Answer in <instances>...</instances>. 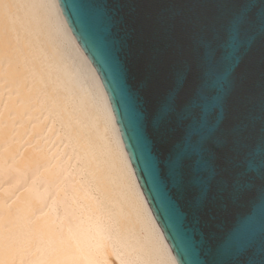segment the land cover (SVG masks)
<instances>
[{"label":"bare ground","instance_id":"obj_1","mask_svg":"<svg viewBox=\"0 0 264 264\" xmlns=\"http://www.w3.org/2000/svg\"><path fill=\"white\" fill-rule=\"evenodd\" d=\"M0 264H180L56 0H0Z\"/></svg>","mask_w":264,"mask_h":264},{"label":"water","instance_id":"obj_2","mask_svg":"<svg viewBox=\"0 0 264 264\" xmlns=\"http://www.w3.org/2000/svg\"><path fill=\"white\" fill-rule=\"evenodd\" d=\"M56 1L104 88L141 188L178 262L204 261L207 248L219 247L227 237H252L259 250L264 238V0ZM84 4L109 20L107 40L120 64L118 76L107 50L86 42L74 24ZM241 7L250 13L251 22L243 45L230 50L217 69L214 95L222 97L223 104L208 118L209 129L215 130L209 150L216 168L208 198H179L171 184L162 196L167 181L162 176L161 184H155L145 166L128 97L145 98L147 110L154 111L170 90L178 88L179 79L183 95L201 74L202 42L222 31L230 14ZM144 108L137 103L138 110ZM142 131L152 155L162 158L167 148L155 140L150 120L143 122ZM177 230L191 237L198 257L177 253Z\"/></svg>","mask_w":264,"mask_h":264},{"label":"snow or ice","instance_id":"obj_3","mask_svg":"<svg viewBox=\"0 0 264 264\" xmlns=\"http://www.w3.org/2000/svg\"><path fill=\"white\" fill-rule=\"evenodd\" d=\"M250 22V13L241 7L230 14L222 31L202 42L205 52L201 74L194 86L183 95L179 91L183 87V80L179 79L178 88L170 90L155 105L154 111L147 110L145 98L128 97L129 115L135 122L136 139L143 148L145 166L155 184H161L162 176L167 181L161 187L162 196L166 197L164 188L171 184L179 198L193 194L200 201L208 198L210 178L216 176L215 155L209 150L215 130L209 129L208 118L223 104L222 97L214 95L216 72L230 50L243 45ZM108 23L103 13L88 4L81 6L74 20L86 42L92 40L107 50L112 72L118 76L120 64L107 40ZM261 49L264 52V39L261 40ZM138 102L145 106L144 110L137 109ZM145 120H150L155 140L167 148L162 158L152 155L151 143L144 138L142 124ZM261 180L264 181V168L261 170ZM169 207L173 206L169 203ZM174 240L178 254L199 256L186 233L177 230ZM205 255L204 261L192 259L189 264H226L225 258L227 264H264V238L257 250L252 237H227L219 247L209 246Z\"/></svg>","mask_w":264,"mask_h":264}]
</instances>
